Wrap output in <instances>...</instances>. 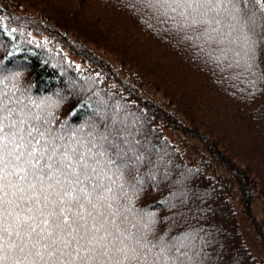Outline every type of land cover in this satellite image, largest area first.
Segmentation results:
<instances>
[{
	"label": "trees",
	"instance_id": "1",
	"mask_svg": "<svg viewBox=\"0 0 264 264\" xmlns=\"http://www.w3.org/2000/svg\"><path fill=\"white\" fill-rule=\"evenodd\" d=\"M23 3L39 18L22 13ZM135 3L0 0V89L43 101L70 127L95 118L101 100L110 112L121 105L130 138L152 162L140 169L136 206L155 215L158 229L192 237L193 264H264V215L254 212L257 201L264 205V40L257 75L225 70ZM262 24L257 19L258 39ZM38 28L62 40L74 33L68 46L91 67L67 62L54 45L30 34ZM92 43L111 51L131 78L95 55ZM121 44L127 52L118 51ZM144 80L164 104L140 88Z\"/></svg>",
	"mask_w": 264,
	"mask_h": 264
},
{
	"label": "snow or ice",
	"instance_id": "2",
	"mask_svg": "<svg viewBox=\"0 0 264 264\" xmlns=\"http://www.w3.org/2000/svg\"><path fill=\"white\" fill-rule=\"evenodd\" d=\"M135 6L225 70L257 75L264 0ZM18 91L0 89V264H193L192 237L158 229L136 206L140 169L152 162L130 138L121 105L110 112L101 100L95 118L70 127Z\"/></svg>",
	"mask_w": 264,
	"mask_h": 264
},
{
	"label": "rangeland",
	"instance_id": "3",
	"mask_svg": "<svg viewBox=\"0 0 264 264\" xmlns=\"http://www.w3.org/2000/svg\"><path fill=\"white\" fill-rule=\"evenodd\" d=\"M71 1V0H70ZM73 1H76V2H80V0H73ZM87 3V2H85ZM77 5V4H76ZM76 5H74L73 7H75ZM20 11L22 13H26L30 16H33V17H37L39 18L38 16V13L35 9V7L29 5L28 3H23L22 6L20 7ZM86 16V15H85ZM85 16H83L85 18ZM42 21H47L45 19H42ZM127 29V33L130 31L129 27L126 28ZM100 31V30H99ZM98 31V32H99ZM131 32V31H130ZM32 34L44 41H50L53 37L54 34L48 32V31H43V32H39V31H32ZM107 37L108 38V35L106 33V35L104 36V38ZM75 38V34L72 33V32H68L67 33V38L66 40H62L60 38L57 39L56 41V46L58 49H60L63 54L66 55V57L72 61H74L78 66L80 67H87L89 66V64L84 61L82 59V56L83 54H78L76 53L75 51L71 50L70 47L68 46V40H72ZM135 41V39H134ZM118 42H121V41H118ZM89 43V42H88ZM91 51L97 55L98 57L104 59L105 61H107L116 71H118V73L125 79H130L132 75H130L128 73V67L127 66H122L119 61L116 59V57L114 55H112L110 52H108L104 46H101V44H88ZM103 45V43H102ZM122 45V44H121ZM121 45H119L121 48ZM123 47V45H122ZM119 52L123 53V52H127V50L123 47L122 49H118ZM129 59H132V57H128ZM133 59H135V63L138 64V67L140 69H145L146 72H152V70L148 69L147 68V64L144 63V65L139 61L140 58L137 57V59L135 57H133ZM144 85L143 87L140 85V88L141 89H144L146 91H150L152 92L153 91V87L152 85H150L146 80H144ZM154 94V97L160 101L162 104H164V101H162V93L159 92L158 94H155L154 92H152ZM256 211V215L258 216H263L264 215V205H262L261 201H257V203L255 204V208H254V212Z\"/></svg>",
	"mask_w": 264,
	"mask_h": 264
}]
</instances>
